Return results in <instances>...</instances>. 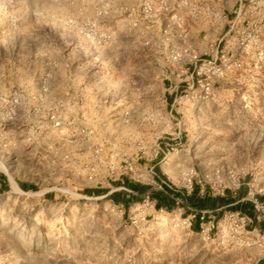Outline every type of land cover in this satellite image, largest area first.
<instances>
[{"label":"rangeland","instance_id":"1","mask_svg":"<svg viewBox=\"0 0 264 264\" xmlns=\"http://www.w3.org/2000/svg\"><path fill=\"white\" fill-rule=\"evenodd\" d=\"M0 92V264H264V0H0ZM123 181L183 204L86 196Z\"/></svg>","mask_w":264,"mask_h":264},{"label":"built area","instance_id":"2","mask_svg":"<svg viewBox=\"0 0 264 264\" xmlns=\"http://www.w3.org/2000/svg\"><path fill=\"white\" fill-rule=\"evenodd\" d=\"M202 89L204 90V93L207 94V95H210L213 91V85H201ZM0 101H3V102H9L10 101V98H7L3 93L0 92ZM12 101H14L15 103H17V98L14 97L12 99ZM54 122V126L55 127H60L61 125V122L58 120V119H54L53 120ZM117 171H119V167L115 164H112L111 168H110V172L112 175H116ZM152 174H154L153 171H151ZM153 179H154V182H157V180L155 179V176H153ZM167 186H169L167 183H165ZM189 186H187V189H188V192L190 191L189 189H193V181L192 179L189 180ZM230 185H227V184H224V183H221L220 186H219V190H218V193L217 195L218 196H221V197H225L226 196V192L229 191V190H234L236 188H239L238 185H236V183L233 181V183H229ZM117 190H124L125 193L128 195V196H141L139 193L127 188L126 186H122V187H119L117 188L116 190H113V191H116ZM153 190H159V192H163L165 193L166 195L174 198L168 191L165 190V187H163L162 183L160 184V188H155ZM153 191H150V189L145 192L146 195H142L141 197H144V196H148L150 198V195ZM200 192L202 194H206V187L203 185L201 186V189H200ZM113 193V192H112ZM178 205L180 204H183V201H182V198H174ZM255 207V209L259 212H262L263 210V207L260 205V203L258 201H253L252 203ZM187 210L190 211V215L188 216V218L186 220H184V227L189 230V231H192L193 229V221L195 219H197V217L200 216L201 218V221H202V226H201V233L203 234H210V232L212 231V226H210L208 223H207V214L208 213H211L210 211H207V210H195L191 207H186ZM226 218L228 219H231L232 221L236 222L237 224V228H238V232L240 233H246V228L248 227L249 223L251 222V219L246 216L244 213L242 212H234V213H228L226 214ZM219 228H224V226L221 224L219 225ZM210 236V235H209Z\"/></svg>","mask_w":264,"mask_h":264},{"label":"trees","instance_id":"3","mask_svg":"<svg viewBox=\"0 0 264 264\" xmlns=\"http://www.w3.org/2000/svg\"><path fill=\"white\" fill-rule=\"evenodd\" d=\"M126 183V182H124ZM139 194H144L145 192H147L150 188L148 186H138V185H131V187H127ZM166 191H168L171 195H173L174 197H178V193H172L171 191H169L168 189L165 188ZM196 190V189H195ZM194 190V191H195ZM123 192L119 191V192H113L110 196L113 198V201H116L118 203H122L123 205H125V207L129 206V202L131 199H136V196H128L126 193H124L122 195ZM47 196H50V194H48ZM226 196H230V194H227ZM150 198H152L155 202H156V208L158 209H171L174 208V206L176 205V200L171 198L170 196L166 195L163 192H152L150 195ZM182 198V197H179ZM233 199H228V200H224L222 197H217V198H212V197H206L203 202L199 203V202H195V203H191L196 205L199 209H205L204 207L210 206V207H215V203L216 202H220L223 203L224 205H230L233 203H237L233 206H229L228 208L234 207L236 206V208H241L243 209L246 206V209L251 210V206L249 205H241L240 206V202H238L237 200L232 201Z\"/></svg>","mask_w":264,"mask_h":264},{"label":"crops","instance_id":"4","mask_svg":"<svg viewBox=\"0 0 264 264\" xmlns=\"http://www.w3.org/2000/svg\"><path fill=\"white\" fill-rule=\"evenodd\" d=\"M125 181H123L121 184H120V186H126V187H131V185H133V184H131L130 182H126V183H124ZM0 184H1V187H3V188H6L8 185H5L6 184V178H4L2 175L0 176ZM19 184V186H20V188L22 189V190H32L33 191V189H34V186L33 185H31V184H27V183H22V182H19L18 183ZM119 184V183H118ZM138 186H140V185H138ZM86 196H89L90 194L91 195H93V196H95L96 194H99V195H102V196H109V195H111L112 193H111V191H107V190H102V189H98V190H96V189H87L86 191ZM105 193V194H104ZM125 192H123L122 193V195L124 194ZM202 193L200 192V189H198V190H193V193H190L189 194V198H187V206L186 207H191V208H193V209H195V210H202V209H199L196 205H194V204H191V203H195V202H199V203H201V202H203V200L206 198V197H212L210 194H208V193H206V194H203V196L201 195ZM173 196V195H172ZM178 197L177 198H179V197H181V195H179V193H178V195H177ZM49 197H52V195H50ZM174 197V196H173ZM172 198V197H171ZM174 198H176V197H174ZM173 198V199H174ZM213 198V197H212ZM224 200H228V199H233L232 201H235L234 199V197L232 196V195H230V196H225V197H222ZM112 201H113V199H112ZM177 202V201H176ZM127 203H129L130 204V201L129 202H127ZM119 204H122V203H119ZM235 204H237V203H233V204H230V205H224L223 203H220V202H216L215 203V207H210V206H207V207H204L205 209H203V210H208V211H210L211 213H215V212H220V211H223V210H225V209H227L229 206H233V205H235ZM123 205V204H122ZM178 205V203H176V205L175 206H177ZM123 206H125V205H123ZM174 206V207H175ZM179 206V205H178ZM166 209V208H165ZM210 217H208V219H209ZM207 219V220H208ZM209 225H210V223L211 222H207ZM201 226H202V221H201V218H200V216L199 217H197V219H195L194 221H193V231L195 232V233H199V232H201ZM211 226V225H210Z\"/></svg>","mask_w":264,"mask_h":264}]
</instances>
